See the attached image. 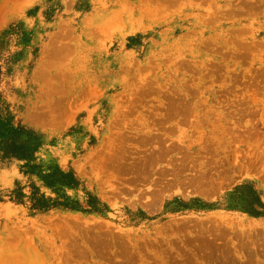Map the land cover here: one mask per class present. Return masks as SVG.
<instances>
[{
	"label": "rangeland",
	"instance_id": "374dc122",
	"mask_svg": "<svg viewBox=\"0 0 264 264\" xmlns=\"http://www.w3.org/2000/svg\"><path fill=\"white\" fill-rule=\"evenodd\" d=\"M11 144L0 264H264V0H1ZM57 168L98 211L10 200Z\"/></svg>",
	"mask_w": 264,
	"mask_h": 264
},
{
	"label": "trees",
	"instance_id": "16d2710c",
	"mask_svg": "<svg viewBox=\"0 0 264 264\" xmlns=\"http://www.w3.org/2000/svg\"><path fill=\"white\" fill-rule=\"evenodd\" d=\"M1 1V0H0ZM26 150L16 144L9 145L6 149L0 150V157L2 159L24 161L25 165L22 166V174L24 176H32L38 167L32 165L34 162L33 155L26 154ZM44 181L45 187L52 190L54 193H61L57 198H49L40 192V189L31 183L29 188V195L24 192V187L16 184V188L10 193V200L17 204H24L25 200L29 203V209L33 212L45 213L55 209H63L68 211L84 210L85 213L98 211L94 200L89 196L93 202H86L84 205L71 200L65 193L64 188L74 189L77 188L78 182L72 174H66L60 169H54L52 174L41 177ZM249 214L253 216H261L264 205L260 202L257 196H253L249 200L248 205L244 208Z\"/></svg>",
	"mask_w": 264,
	"mask_h": 264
}]
</instances>
